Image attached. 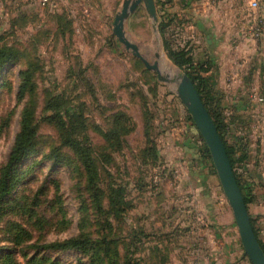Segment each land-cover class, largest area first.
Returning a JSON list of instances; mask_svg holds the SVG:
<instances>
[{"label":"rangeland","instance_id":"1","mask_svg":"<svg viewBox=\"0 0 264 264\" xmlns=\"http://www.w3.org/2000/svg\"><path fill=\"white\" fill-rule=\"evenodd\" d=\"M205 1L215 5V0ZM253 1L258 2L257 10L251 7ZM124 2L49 0L43 5L40 0H0V48L6 46L18 54L16 63L7 65L5 72L0 73V181L7 170L27 108L33 109L34 123L38 125L33 153L11 170L16 184L8 196L9 203L0 209V256L8 249H18L22 253L17 256L26 263L29 257L22 256L26 252L23 250L31 243H52L75 237L83 214L95 213L93 201L84 186H79L81 166L75 154L70 148L61 146L57 114L61 112L65 117L68 115L65 110L73 109L70 115L81 113L86 121L89 144L96 150L93 157L100 174V187L108 189L110 183H115L127 189L128 211L122 220L114 222L115 233L125 242L120 246L121 253L127 252L130 243L141 240L133 257L144 263H151L156 248L168 258L166 264L194 263L186 259L185 244L189 238L185 230L190 226L202 228L206 219L201 210L189 203V196L181 193V178L185 173L176 172L167 161L171 159L169 152L174 145L172 138L166 136L177 126L178 119L187 120L190 114L178 98L175 84L148 70L113 35L114 20ZM155 2L157 6V0ZM243 2L241 0L240 4V0H236L237 7L229 8L239 17L227 24L234 34L228 55L236 58V64L244 60L240 54L246 40L242 39L240 30L246 31L253 18L263 15L260 0H248L246 6ZM185 5L184 0H171L161 11L167 14V21L176 19L165 29V37L174 40L178 47L190 48L197 61L204 48L196 34L195 20L191 16H181ZM158 8L161 6H157V29L145 6L141 5L126 23L127 37L139 46L150 64L159 61L168 74L185 73L170 60L165 50ZM240 17L247 21H238ZM205 23L201 26L207 27L209 22ZM251 40L255 48L260 46L261 40ZM156 54L161 55L160 59ZM27 70L32 73L31 84L20 93L21 74ZM228 80L227 83L232 82ZM233 85L230 91L228 87H215L225 94L224 103L229 96L225 91L233 93L231 90H235V95H239L241 88ZM249 95L253 99L259 92ZM51 103L54 110H46ZM118 114L128 117L129 134L122 139V150L113 152L108 149L102 132L106 134L115 126ZM53 117L57 121L48 120ZM195 137L193 142L200 152L203 141ZM255 137L252 136V141L256 144ZM154 147L163 160L161 166L160 161L154 162L151 152ZM55 149L58 151L52 157L44 159ZM105 157L111 159L105 160ZM177 157L181 158L179 154ZM209 166L211 168V164ZM214 179L227 208L224 212L229 214L228 220L235 227L217 174ZM179 190L182 191L178 193ZM104 207L108 210L107 200ZM195 232L197 236L200 230ZM30 236L32 240L28 241ZM40 253L41 258L62 264H86V260L73 250Z\"/></svg>","mask_w":264,"mask_h":264},{"label":"trees","instance_id":"2","mask_svg":"<svg viewBox=\"0 0 264 264\" xmlns=\"http://www.w3.org/2000/svg\"><path fill=\"white\" fill-rule=\"evenodd\" d=\"M170 2L171 0H167V2L157 0V6H161L158 10L161 15L160 27L162 35L165 38V50L170 60L191 78L205 107L213 118L225 144L228 156L248 207L250 203L249 197L251 196L249 184L243 180V177L238 174L237 170L249 161L250 155L248 151V141L246 142V139L236 136L229 139L231 122L236 126H239L245 123V119L238 113L228 116V109L224 105V96L222 92L215 89L210 83L209 78L205 76L211 70L210 62L206 59H199L196 61L190 48L178 47L174 44V40L165 37V29L171 27L176 20L167 21V14H162L166 4ZM17 56L18 54L9 47L4 46L0 48V73L5 72V67L7 65L15 64ZM21 77L23 78V82L20 87V93L30 87L32 73L30 70L24 71L21 74ZM52 106L53 104L51 103L46 110H54L52 109ZM32 110L33 109L27 108L24 112L20 132L10 155L7 170H5V174L0 181V209L4 208L9 203L10 200L8 199V196L12 193L16 184L11 175L12 167L19 164L24 158H28L33 153V147L38 133V125L34 123ZM59 110H61V108H59ZM72 110L73 109L65 110L68 113L65 117H62L61 112H59L57 114V117L60 118L59 121L55 119L56 117L48 118V120L57 121L61 146L70 148L75 154V158L81 166V168H79V186H84L83 189L85 188L84 190L89 196V199L93 201L95 213L91 216L87 213L83 214L78 222L79 232L75 237L52 243H31L27 246V249L23 248V251L26 252L23 253L22 256L26 258L29 257L28 260H26V263H22L17 256L22 253L20 250L8 249L3 256H0V264H62L60 261L43 259L38 253L67 250H73L80 254L86 260V264L168 263V258L163 253L162 255L160 253L161 250L159 251L158 248L154 250L155 255L152 257L151 263L146 260L144 263L142 259L134 258L133 255L138 251L136 249V247H138L137 244L140 243L141 240L130 243L127 247V252L125 251V254L121 253L120 246L125 242H122L123 240H121V237L115 233L114 222L122 220L125 213L128 211L129 203L126 201L125 196L127 189L125 186L115 183H110L108 189H102L100 187V183L98 182L100 174L93 157V155L96 154V150L89 144L86 121L81 113L77 115V113L74 112L75 114L70 115L69 113ZM127 120L128 117L126 115L118 114L115 116V126L106 134L102 132L108 144V149H111L113 152L122 150V139L129 134ZM187 120L193 124L191 116H188ZM201 140L203 141L204 147L199 152L200 156L205 162H207V164H211L212 172L216 174L210 152L204 140L202 138ZM57 151L58 149H55L50 155L45 156L44 159H49ZM151 152L154 155V162L157 163L160 161V166L163 165V160L158 157L155 147ZM104 159L108 160L111 158L105 157ZM105 200H107L108 210L104 207ZM251 221L258 238L254 222L252 219ZM189 231L190 229H186L185 234L188 235ZM142 235H144V232H142ZM31 240L32 238L30 236L28 241ZM259 243L264 250L262 243L260 241ZM17 245L21 246V243H17ZM31 250L34 252L32 255V252H29ZM132 250H134L133 253H131ZM243 257L244 261H249L245 253H243Z\"/></svg>","mask_w":264,"mask_h":264},{"label":"crops","instance_id":"3","mask_svg":"<svg viewBox=\"0 0 264 264\" xmlns=\"http://www.w3.org/2000/svg\"><path fill=\"white\" fill-rule=\"evenodd\" d=\"M184 1L186 5L180 11L182 15L179 14L184 17L191 16L195 20L198 26L196 34L204 48V53L199 59H206L211 64V70L205 76L217 89L228 87L230 91L234 88L233 84L241 88L238 96L235 95V90H231L233 93L230 92L233 95L225 91L229 96L225 98L224 105L228 109V116L238 113L245 119V123L239 126L231 122L230 129L233 137L236 135L248 141L249 161L237 170L243 180L249 184L251 196L248 211L254 222L258 239L264 247V102L258 103L249 95L250 92L257 91L259 97L264 98V36L258 48H255L251 38H246L242 45L244 49L240 54L244 60L236 64V58H230L228 55L229 42L231 35L234 34L233 32L231 34L227 25L239 17L229 9L237 7L236 0H215L214 6L208 5L205 0ZM243 1L246 6L248 0ZM260 1L263 12L261 16L264 17V0ZM240 4H242L241 0ZM205 18L207 20H204ZM241 20L242 23L247 21L246 18L240 17L238 21ZM205 22L208 26H201ZM242 32L240 30V33ZM228 78L232 79V82L227 83ZM220 91L224 96L223 91ZM176 123L177 126L166 135L172 138L171 143L174 145L169 152L171 159L167 161L176 172L185 173L181 178L183 191L179 190L178 193L181 191L182 194L186 193L190 198L189 203L201 210L206 219L202 228L196 226L188 228L190 231L189 239L185 244L186 259L193 260V264H247L243 259L244 250L238 228L236 224L234 227L229 222V214L225 213L227 208L216 189L215 174L209 164L200 157L199 149L193 142L196 137L191 128L192 123L182 119H178ZM252 136H256V144L254 140L252 141ZM178 154L181 158L177 157ZM199 230L200 233L196 236L195 231Z\"/></svg>","mask_w":264,"mask_h":264},{"label":"water","instance_id":"4","mask_svg":"<svg viewBox=\"0 0 264 264\" xmlns=\"http://www.w3.org/2000/svg\"><path fill=\"white\" fill-rule=\"evenodd\" d=\"M141 5L145 6L154 29H157L159 18L155 0H125L121 12L115 17L113 35L126 51L141 60L148 70L156 73L160 79L175 84L177 96L193 120V134L204 140L210 152L220 185L232 210L244 253L251 264H264V250L253 228L244 194L225 144L193 81L185 73L173 71V74H168L163 71L159 61L150 64L142 56L139 46L127 37L126 23ZM160 57V54H156L157 59Z\"/></svg>","mask_w":264,"mask_h":264},{"label":"built area","instance_id":"5","mask_svg":"<svg viewBox=\"0 0 264 264\" xmlns=\"http://www.w3.org/2000/svg\"><path fill=\"white\" fill-rule=\"evenodd\" d=\"M40 1H41V4L43 5H46L49 3V0H40ZM251 7L253 10H257L258 2L253 1L251 3ZM250 22L252 24L249 26V28L246 31L242 32V39L251 38L255 40H261V38H263V35H264V17L256 16ZM253 99L258 103L264 102V98L259 97V96H254ZM247 264H251V262L248 261Z\"/></svg>","mask_w":264,"mask_h":264}]
</instances>
